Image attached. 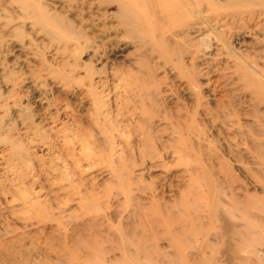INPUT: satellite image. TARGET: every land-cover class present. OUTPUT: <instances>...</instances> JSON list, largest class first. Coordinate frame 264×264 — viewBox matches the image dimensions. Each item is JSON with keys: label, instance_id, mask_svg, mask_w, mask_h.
<instances>
[{"label": "bare ground", "instance_id": "6f19581e", "mask_svg": "<svg viewBox=\"0 0 264 264\" xmlns=\"http://www.w3.org/2000/svg\"><path fill=\"white\" fill-rule=\"evenodd\" d=\"M0 6V48L14 61L34 59L31 38L22 42L34 35L65 58L60 75L45 70L43 76L56 89L79 92L99 138L87 128L52 138L32 123L25 127L16 81L2 70L0 141L7 162L26 172L30 158L10 130L2 133L10 119L26 128L29 143L56 153L47 168L56 176L51 203L16 196L7 233L23 230L72 264H172L163 260L168 255L175 264L264 263V244H249L264 235V90L255 78L264 79V54L249 58L231 44L239 48L252 37L264 47V0H6ZM83 6L90 18L79 15ZM107 46L132 48L136 70L93 68ZM80 69L82 77L72 75ZM216 75L232 76L262 105L253 112L254 130L244 122L248 113L216 93ZM29 79L35 89L39 77ZM108 82L122 97L113 112L102 100ZM173 86L183 106L163 102ZM88 171L104 178L101 186L74 180Z\"/></svg>", "mask_w": 264, "mask_h": 264}, {"label": "rangeland", "instance_id": "374dc122", "mask_svg": "<svg viewBox=\"0 0 264 264\" xmlns=\"http://www.w3.org/2000/svg\"><path fill=\"white\" fill-rule=\"evenodd\" d=\"M4 1L6 0H0V4ZM82 9L83 10L80 11L82 14L79 13V15L85 19L90 18L93 14L92 10H87L86 6H83ZM111 12L112 10H109V13ZM74 14H77V12ZM74 14L72 13L70 17L74 18ZM91 32L94 33V30H91ZM88 34L90 33L88 32ZM30 38L32 47L34 48L33 51L38 54L34 59H27L25 62H22L23 59L14 61L10 54H5L3 48H0V77L2 70H4V73L11 76L13 80L16 81L13 94L15 96H22L20 101L21 106H24V108H22L23 115L28 118L25 127L32 123L52 138L60 136L64 132H66V135H70L78 129L85 130L87 128L86 130H91L95 139H99L89 124L88 114L90 111L79 92L75 93L74 91H69L67 93L66 91L56 89L51 84V80H47L43 76L45 70L53 71L55 75H60L63 71L62 65L65 62V58H61L60 55H55V57L54 52L46 50L44 43H39L34 35H29V38L25 36L22 42L27 44ZM251 38L252 37L247 38L243 46L239 45V48L234 42L231 44H233L235 49H238L242 55L246 54L249 58L261 59V55L264 54V47L259 44L253 45V40ZM134 59L135 54L130 47L120 50L113 49L112 46H107L106 49L103 50L102 58L98 63L91 62V66L102 70L101 68L107 69L108 67L116 65L126 69H133L134 71V69L136 70V65H133ZM78 62L83 64L87 63L82 57ZM37 71L39 73H37ZM83 72L84 69H80L76 73H72V75L75 77H82ZM156 76L157 78H161L162 81L166 83V86L171 84L170 78L164 73H157ZM38 77L39 79L36 81L37 86L34 89L33 86H30L27 82L30 80L29 78L35 79ZM255 78L259 81L261 88L264 90V79ZM216 81H218V83ZM211 82V85L213 86L214 84L216 88L217 84L220 86V89L218 88L216 93L225 95L226 103H228L234 111L248 113V117L244 122L249 126V129L254 130L253 112L258 109L262 110V105H254L249 99V94L241 88L232 76L228 77L226 75L223 79H221V77L218 78L217 75L212 76ZM113 85L114 84L108 82L102 91L104 97L102 100L104 101L106 110L108 109V111L111 110L112 112V108L114 109L113 103L117 104V97H121V95L114 90ZM159 89L165 90L166 88L161 84ZM2 90L4 91V88L0 85V91ZM202 95L206 97L204 91H202ZM170 96L172 97L171 99L170 97L163 99V102L167 103L168 106H183L185 104L182 94L174 86L171 88ZM204 100V105H207V107L211 105L209 104L208 98ZM117 120L122 121L121 123L124 122L123 119L119 120L117 118ZM18 124L17 120L10 119L3 126L2 133H4L5 130H10L9 133L7 132V135L9 137L11 136V139L18 138V141L22 142L23 147H26L25 150L29 152L30 158L27 159L24 165L26 172L23 168H13V166L7 162V147L0 141V264H72V261H70L67 256L58 253H48L41 248V246L32 243L28 237L22 235L23 230L21 233L17 232L16 235L15 233H7L12 225L10 224L12 221L9 216L10 211L8 210L12 209L11 206L13 205V207H16L17 203L13 201L17 199L16 196L30 193L32 194V200L40 204L45 203V205H48L51 203V198L55 191L53 189V182L56 176L55 174L49 173V170H47L50 161L55 158V151L48 150L41 142L33 141V139L29 143V139L31 138L30 134L26 132V128ZM68 131L69 133H67ZM2 138L3 135H0V140ZM56 144L57 146L62 145L61 140L58 139ZM83 167H85V165ZM11 168H13V170ZM16 169L18 170L16 171ZM74 180L77 183L80 181L82 186H84V184L89 185L91 181L101 186L104 182L103 177L91 171L86 172L83 176L81 175L80 178L75 177ZM50 182H52V184ZM15 226L18 225L15 224ZM249 244L254 247L261 244L263 245L264 235L252 236L249 240ZM163 260L164 262L172 264L179 262L176 257L171 255L164 256Z\"/></svg>", "mask_w": 264, "mask_h": 264}]
</instances>
